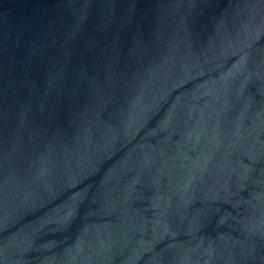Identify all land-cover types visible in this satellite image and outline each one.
<instances>
[{"label": "water", "instance_id": "water-1", "mask_svg": "<svg viewBox=\"0 0 264 264\" xmlns=\"http://www.w3.org/2000/svg\"><path fill=\"white\" fill-rule=\"evenodd\" d=\"M0 264H264V0H0Z\"/></svg>", "mask_w": 264, "mask_h": 264}]
</instances>
